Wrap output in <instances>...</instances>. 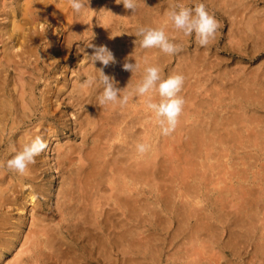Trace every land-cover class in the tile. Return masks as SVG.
Wrapping results in <instances>:
<instances>
[{"label":"bare ground","instance_id":"obj_1","mask_svg":"<svg viewBox=\"0 0 264 264\" xmlns=\"http://www.w3.org/2000/svg\"><path fill=\"white\" fill-rule=\"evenodd\" d=\"M256 1L202 0L221 18L217 28L228 26L227 39L220 41L218 31L201 46L193 36L167 25L166 34L182 49L179 54H165L157 48L141 49L134 42L124 45L122 30L132 35L141 25L162 26L169 8L191 7L198 0H137L134 10L114 0H90L92 10L80 14L72 11L68 0H16L13 5L11 0L9 4L0 0V259L18 245L0 264H161L165 246L164 264H231L232 258L240 257V248L249 245L250 261L264 264L263 185L246 184L238 167L254 163L258 179H264V66L248 68L239 61L231 66L228 58L212 52L213 48L215 53L252 59L263 51L264 11ZM43 18L63 28L61 52L86 35L93 37L90 43L106 45L115 63L105 66L96 61L93 66L114 77L121 88L127 82L135 84L141 75L124 70L125 59L137 61L141 70L145 64H155L163 71L176 57L175 66L162 72L184 77L179 93L184 104L175 129L161 134L140 97L123 106L99 105L100 87L95 83L81 87L96 75L89 60L76 70L72 82H53L36 96L39 78L30 75L38 67V50L33 49L42 38L36 25ZM131 22L136 26L133 31L126 27ZM248 37L253 44L245 54L239 49ZM85 51L90 55L93 49ZM55 54L50 56L53 60ZM10 64L15 72L8 78ZM63 103L75 110L72 138L52 146L53 132L41 119L54 118ZM33 117L40 119L38 128H21L13 138L12 129L32 124ZM56 120L57 126L61 124ZM37 135L46 147L23 174L3 164ZM138 142L147 143L148 150L137 153ZM2 145L7 147L2 150ZM46 149L51 157L41 158ZM49 169L59 178L55 203L51 206L44 200L47 211L36 214L32 210L43 204L39 198L50 194L37 180ZM26 183L28 191L22 188ZM203 189L216 191L212 199ZM28 210L31 216L26 220ZM116 254L121 255L120 262Z\"/></svg>","mask_w":264,"mask_h":264},{"label":"clouds","instance_id":"obj_2","mask_svg":"<svg viewBox=\"0 0 264 264\" xmlns=\"http://www.w3.org/2000/svg\"><path fill=\"white\" fill-rule=\"evenodd\" d=\"M89 3L90 0H68V4L76 14L91 9ZM114 3L122 4L125 9L134 10L137 0H114ZM165 15L166 21L162 26L141 25L136 28L134 43L139 48H157L165 54L175 53L179 45L166 34L165 26L167 25L184 36H193L196 43L201 46L210 43L218 27L217 20L207 11L202 0L195 2L192 7L177 4L169 8ZM90 40L85 44V47L93 49L92 53L89 55L84 47H81L80 52L84 53V56L91 62L92 67L96 70V75L89 76L81 84V87H88L93 83L100 87L101 91L97 97L99 105L119 104L123 106L130 100L140 97L143 99L145 109L154 117L160 133L167 135L172 132L177 125L184 104L183 97L179 95L184 82L183 75L171 73L164 76L161 68L155 64H145L141 70L137 61L134 60L130 63L125 59L121 67L130 71L131 75L137 71H140L141 75L135 84L129 85L127 82L126 86L118 87V81L114 77L105 74L102 68L93 66L96 61L105 66L115 63L114 54L106 45H95L90 43ZM45 147L46 142L37 135L24 143L20 150L16 151L3 164L9 169L23 174L34 162L35 156ZM148 148L149 145L144 142H138L135 145L137 153L141 154Z\"/></svg>","mask_w":264,"mask_h":264},{"label":"rangeland","instance_id":"obj_3","mask_svg":"<svg viewBox=\"0 0 264 264\" xmlns=\"http://www.w3.org/2000/svg\"><path fill=\"white\" fill-rule=\"evenodd\" d=\"M16 0H11V4L13 5L14 4V2H15ZM6 2L9 4L10 3V0H6ZM260 4V5H259ZM256 5H257V8L260 10V11H264V8H262V6L264 5V0H257L256 1ZM192 7V6H191ZM207 11H210L209 13L210 14H212L214 17H215V19L217 20V22H219L220 20H221V18H219V17H217V15L216 14H213V13H211V10H207ZM96 18L97 17H95L94 18V21H96ZM45 21V22H44ZM48 21V22H47ZM45 23V24H44ZM42 26H41V25ZM134 23L133 22H131V23H129V24H127L126 25V27L128 28V27H132V28H130L132 31H133V28H136V26H135V24L133 25ZM44 26V27H43ZM97 26V25H96ZM36 32L39 34V36H42V38H41V40L39 41V38L37 39V41H36V45L37 46H35L34 48L36 49H33L34 51V53H35V51H37L36 53V55H38V67H37V69H35L34 68V70H33V73L30 75L31 77H33V78H35V79H37V78H39L38 79V85L36 86V88H35V94H36V96H38L39 97V92H41L43 89L46 91V87L48 86V85H50V86H54V84L55 83H58V82H61V81H64L65 79H66V81L68 82H72V80L74 79V76H75V72H76V70L81 66V64L83 63V62H86V61H88V59H87V57H85L84 58V53H82V52H80V49H81V47H84L85 46V44H86V42H88V40H90V42L92 41V39H93V37L91 36V37H87V35L85 36V37H78V38H76L74 41H73V43L70 45V47L64 52H61V50H59L60 49V46H61V44H62V42H63V34H62V31H63V28L61 29V27H59V26H54L53 24H52V21H50V18H48V19H46L45 20V18H43L42 20H41V23H38L37 25H36ZM98 27V26H97ZM42 28V29H41ZM45 29V30H44ZM50 29V30H49ZM120 29V28H119ZM43 30V31H42ZM54 30V31H53ZM221 29L220 28H217V31L215 32V35L217 34V32L219 31V35H220V41H223L224 39L226 40L227 38H225L226 36H227V32H228V26L226 27L225 25H224V27H223V29H222V31H220ZM225 30H227V31H225ZM49 31V32H48ZM123 32H122V39L124 40L123 41V44L124 45H126V43H129V42H134L135 41V39H136V37H135V33L133 32V34L132 35H130V39H128V34L127 35H125V32H126V29L125 30H122ZM31 32H33V30H31ZM48 32V33H47ZM225 32H226V36H225ZM34 33V32H33ZM54 33V34H53ZM114 34H116V33H114ZM44 35V36H43ZM55 35V36H54ZM45 36H46V38H45ZM44 37V38H43ZM81 38V39H80ZM88 38V39H87ZM43 39V40H42ZM45 39V40H44ZM87 40V41H86ZM251 40V41H250ZM57 41V42H56ZM76 41V42H75ZM38 42V43H37ZM78 42V43H77ZM83 42H84V44H83ZM2 42H0V48L2 47V45L3 44H1ZM42 43H44V44H42ZM242 45H241V49H239V50H241L242 52H246V53H249L250 52V47H251V45L253 44V39H251L250 37H248L247 39H245V40H242ZM54 45V46H53ZM80 45V46H79ZM82 45V46H81ZM192 46L193 45H191L190 46V48H192ZM80 47V48H79ZM181 47V48H180ZM39 48V49H38ZM78 48V49H77ZM85 48V47H84ZM184 48V47H183ZM2 49H3V47L0 49V54H2ZM182 49V46H179V48H178V50H177V54H179L180 53V50ZM42 50H43V52H42ZM14 51H19V49H17V48H14ZM56 51V58L53 60L50 56L53 54V52H55ZM179 51V52H178ZM212 52H213V56H215V54L217 55V56H224V57H226V58H228V60H229V65L231 64V66H235V63L234 62H236V61H239V63L240 64H243L244 65V63H245V65H246V67H248V68H252L253 66H256V65H258V64H262V66H264V49H263V51L261 50V52H259L258 53V55H256L255 56V58H252L251 59V57H239V56H237V55H233V56H231V55H229V54H227V55H225V53H222V52H214V49L212 48ZM245 53V54H246ZM41 56V57H40ZM228 56V57H227ZM60 57H62V58H60ZM33 58H34V55H32L31 56V58H30V60L31 61H33ZM47 58V59H46ZM173 57H171L170 59H169V61H167L166 62V66L164 67V72H163V74L165 73H167V68H168V66L170 65L171 67H173V66H175V64H176V57H174L173 59H172ZM230 58V59H229ZM243 58V59H242ZM15 59H16V61H18V59H19V57L17 56V57H15ZM56 59H57V61H56ZM175 59V60H174ZM78 60V61H77ZM249 60V61H248ZM49 61H51L50 63H49ZM77 61V62H76ZM255 61V62H254ZM257 62V63H256ZM10 63H12V62H10ZM49 63V64H48ZM249 63V64H248ZM250 64H251V66H250ZM12 66V67H11ZM11 69H10V68ZM72 67H76L75 69L73 68H71L72 70H69L70 68ZM42 68V69H41ZM51 68H53V69H51ZM14 69V66H13V64L11 65H9L8 66V70H7V72H8V74H9V77L8 78H10L11 77V75H13L14 74V72H15V69ZM46 69H47V71H46ZM59 69V70H58ZM14 71V72H13ZM41 73H40V72ZM59 71V72H58ZM74 71V72H73ZM38 72V73H37ZM56 74H55V73ZM63 72V73H62ZM73 72V73H72ZM40 73V74H39ZM46 73V74H45ZM54 73V74H53ZM70 73H72L71 75H70ZM11 74V75H10ZM26 74H28V73H25V75ZM38 74V75H37ZM49 74V75H48ZM54 75V76H53ZM58 75H59V77H58ZM70 75V77H69V79H68V76ZM46 78V79H45ZM56 78V79H55ZM71 78V79H70ZM59 79V80H58ZM58 80V81H57ZM15 81V83L16 84H18V81L17 80H14ZM49 81V82H48ZM44 82V83H43ZM46 82H48V83H46ZM52 82V83H51ZM53 82H55L54 84H53ZM43 83V84H42ZM41 86H42V88H41ZM41 88V89H40ZM42 108V105L40 104V107H39V110ZM63 109V110H62ZM67 111V112H66ZM74 114V115H72V113ZM58 113H60L59 115H58ZM148 113H150V112H148L147 111V114ZM72 115V117H71V115ZM38 115V112H37V114H36V116ZM67 115H68V117H67ZM70 115V116H69ZM35 116V117H36ZM57 116V117H56ZM150 116L152 117V114L150 113ZM149 116V114H148V118L150 117ZM59 117V118H58ZM64 117V118H63ZM151 117H150V119H151ZM74 118H75V110L73 109V108H71V107H69V106H65V103H63L62 105H59V107H57L56 108V114H55V116H54V118H50V117H47V118H43V119H41V121H43V123H44V125H45V128H47L48 130L47 131H52L53 133L50 135V142H52V141H54V144H53V142H52V146L53 145H55V144H57V143H61V142H63V141H65V140H67V139H70V138H72V134H71V130H70V127L73 125V120H74ZM45 119V120H44ZM51 119H52V121H53V123H54V125H53V123H52V121H51ZM55 119V120H54ZM56 119H58V121L59 122H61V124H59L58 126L56 125V123H58L57 122V120ZM149 119V120H150ZM32 120H33V123L34 124H37L38 122H39V120L40 119H35L34 117L32 118ZM69 121V122H68ZM63 122H66L67 123V126H63ZM28 124V126L27 125H25V126H20L19 128H17V129H15V128H13L12 129V131L14 132V135L12 136L13 138H15L16 137V135H17V133L20 131V130H25V128H28V129H31L32 128V130H36L37 128H38V124L37 125H35V127H33L34 126V124ZM52 124V125H51ZM52 126V127H51ZM37 127V128H36ZM54 127V128H53ZM22 128V129H21ZM72 128V127H71ZM53 129L55 130V131H53ZM58 132V133H57ZM63 132V133H62ZM58 134V135H57ZM8 135H10L11 136V134H8ZM151 138H150V140L152 139V141H156V137H153V136H150ZM57 139V140H56ZM60 139V140H59ZM78 140H79V138H76V141L78 142ZM57 141V142H56ZM7 146H5V145H2L1 146V149L3 148H6ZM2 149V150H3ZM48 149H46V152H47V154H46V152L45 153H43V154H41L40 155V157L41 158H43L44 156H46V155H48V156H50L51 157V155L52 154H50V152H51V150H48ZM14 151V150H13ZM50 151V152H49ZM253 160L250 158L247 162H252ZM259 160H257V162H258ZM51 162H53V160L51 161ZM258 166V165H257ZM257 166H255L254 165V163L250 166V165H248V164H240V166L238 165V167L241 169L240 170V173L244 176V174H245V179L243 180L246 184H252L254 181L256 182V181H259V183H261V185H263L262 186V190H261V192L263 193H261V195L264 197V179L263 180H259L258 178L259 177H261L260 175H259V177L257 176ZM256 167V168H255ZM256 170H255V169ZM248 169V170H247ZM249 170H251L250 172H249ZM47 172H45L44 173V175L42 174V178L40 179H38L37 180V182L39 183V184H42L46 189H49L50 190V194L48 195V194H45L44 195V197H42V198H39V200H41L42 202L44 201V200H47V202L51 205V206H53L54 205V203H55V197H56V195H55V192H56V190H58V186H59V178L57 177V175H56V172H55V170H51V169H49V170H46ZM254 171H256V173L254 172ZM254 174V175H253ZM50 175L51 176H53L52 178L50 177ZM44 177V178H43ZM45 177H47V178H45ZM255 177V178H254ZM52 179V183H50V179ZM54 179V180H53ZM43 182H42V181ZM48 180V181H47ZM253 180V181H252ZM57 181V182H56ZM252 181V182H251ZM263 181V182H262ZM49 182V183H48ZM249 182V183H248ZM48 183V185H46ZM53 183H56V184H53ZM263 183V184H262ZM245 184V185H246ZM56 185H57V187H56ZM248 185H246V186H248ZM214 187V186H216V185H214V184H209V188L210 187ZM258 185H256V187H257ZM22 188L24 189V190H26V191H28L29 190V187H27V183L24 185V186H22ZM207 189V188H206ZM206 189H203V192L204 193H206V194H209V198H211L212 199V197L214 196V194H215V190L214 189H210L209 191H207ZM212 190H214V191H212ZM212 191V192H211ZM54 196V197H53ZM45 198H47V199H45ZM208 198V201L209 200H211V199H209ZM54 200V201H53ZM40 201V202H41ZM205 202V201H204ZM29 204H31L30 202H28L27 203V205H29ZM45 209H46V211H47V207L45 206V203L43 202V204H42V208L41 209H38L37 207L36 208H34V210H32L33 212H35L36 214L38 213V214H45ZM44 211V212H43ZM21 214V213H20ZM16 215V214H15ZM18 215V214H17ZM22 216V215H21ZM26 216V220H29L30 219V213H29V210L26 212V214L25 215H23V218ZM48 216H50V215H48ZM27 229H28V227H27V224H26V226H24L23 227V230L26 232L27 231ZM157 231H153V233H156ZM162 236L164 237H166V238H168L169 237V235L167 234V233H164V232H162ZM224 238H225V236H224ZM250 246V245H249ZM249 246L247 247V248H245V249H241L240 248V257H235V258H232V263L231 264H259V261H254L253 263L250 261V255H251V246H250V249H249ZM16 248H18V245H16L11 251H7V252H5L4 254H3V256L1 257V259H0V262H5L6 260H8V259H10L11 257H12V255H13V253L15 252V250H16ZM214 248V250L213 251H215V249H216V253H218L219 254V250L217 249V247H213ZM164 254H163V259H162V261H161V264H164V257H165V254H166V246H165V249H164ZM221 253V252H220ZM224 254L226 255V258H230V256H229V254L227 253V252H224ZM118 255H120V254H116L115 255V257H117V259L119 260V262H120V258H121V255L120 256H118ZM8 256V257H7ZM229 256V257H228ZM245 256V257H244ZM246 257H247V260H246ZM239 259V260H238ZM220 260H221V263H223L224 262V260L222 259V258H220ZM238 261V262H237ZM240 261H242V262H240ZM118 264H120V263H118Z\"/></svg>","mask_w":264,"mask_h":264}]
</instances>
